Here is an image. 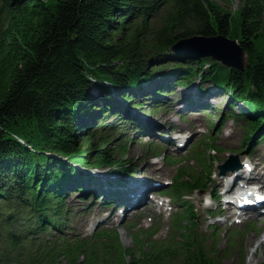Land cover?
Here are the masks:
<instances>
[{
    "label": "trees",
    "instance_id": "trees-1",
    "mask_svg": "<svg viewBox=\"0 0 264 264\" xmlns=\"http://www.w3.org/2000/svg\"><path fill=\"white\" fill-rule=\"evenodd\" d=\"M216 1L0 0V264H224L216 242L207 245L210 236L195 228L185 197L211 190L204 150L196 167L179 166L169 187L181 209L166 240L153 239L157 228L132 233V246L122 245L114 229L66 232L70 191L110 205L119 194L121 179H99L68 162L116 171L120 158L111 142L126 125L142 127L121 109L130 99L135 107L148 97L153 111L167 89L207 79L229 107L244 104L232 111L248 126L243 146L252 150L264 139V0H240L236 35L232 12L216 9ZM218 33L239 41L247 53L243 68L171 50L181 37ZM110 113L121 126L106 122ZM208 139L205 150L218 149ZM131 140H121L117 151ZM229 247L237 249L233 241Z\"/></svg>",
    "mask_w": 264,
    "mask_h": 264
},
{
    "label": "rangeland",
    "instance_id": "rangeland-1",
    "mask_svg": "<svg viewBox=\"0 0 264 264\" xmlns=\"http://www.w3.org/2000/svg\"><path fill=\"white\" fill-rule=\"evenodd\" d=\"M240 6H242V2L240 0H217L214 3V7L219 9L221 12H232L231 33L234 35H236L238 31L239 25L238 13H235V11ZM213 60L220 63L215 59ZM152 84L154 83L152 82ZM199 86H202L204 89L206 88V91L208 92L205 93L200 90L201 93H199ZM213 87L214 86H212L209 80H200L198 77H193L186 86L175 85V87L167 89V100H165L162 107L153 111H150V106L147 105V103L151 102L148 97L146 104L135 107L130 105L133 100H128V102L125 104L129 107V110H124V112H126L129 116V119H127L128 122L135 121L136 124L138 123L141 126H145L150 129L151 125L147 122L153 121V123L160 124L162 126L160 129L165 131H169L168 127L170 124H172L173 127H176L177 131L182 133L181 136L185 137L187 142L181 148H177L176 146L172 147L166 144L170 134L165 133L164 135H161L160 138L144 135L145 137L142 138L141 135H135L136 131H130V126L126 125L124 132L119 130L123 136H118L117 141L111 142V144H113L112 146L116 147V151L114 150L115 157L117 158V156L125 155L127 153L126 155L129 156V159L126 160L127 166L132 164L131 161H135L137 167H139L137 169L139 170H143L142 168L148 164V170H150L148 173L151 176L150 178L161 181L159 187V191H161L162 185H167L171 181V177L177 171L176 164L174 162H169L168 156L173 157L175 160L188 157L189 160V153L185 152L184 150L190 149L192 146L199 144V139L201 140L209 134L214 137L215 143L218 144L219 147L218 150H210L209 152L205 151L209 153L208 159L211 170H216V166L223 162H221V160H225L229 154L233 153L237 154L238 158L241 160H251L254 168L252 169V173L250 175L254 178H257L259 182H264V178H260L261 174L264 172V141L257 144V148L252 154L243 157L247 152L248 144L245 145L246 147L243 146V136L245 135L246 127L241 118L234 120L230 118V116L227 118L226 114L224 116L227 119H222V121H220L217 126L214 125L212 128L215 130L211 129L212 122H215L216 119L218 120L217 116L223 109H231L236 113L243 109L238 104L234 105L233 107H229L226 104V95L224 94V91H219L216 89V92H214V90L209 92V90ZM135 94H138L139 96L140 92ZM185 94L191 96L186 100H194V98H199L198 100L203 101L204 104H210L209 113H211V115L208 116L202 112H195L197 111L195 109L200 107V103H195L196 105L193 104L192 106H189L188 103L182 99ZM138 98L141 100V97ZM186 107H189L190 110L185 111ZM180 108H182V111L184 110L185 116L188 117L186 120H182L179 117V113L181 112ZM112 111H116L115 107L112 108ZM227 111L229 112L230 110ZM118 117L119 115H115L113 113L106 114V122H112L114 124L119 123L120 119H118ZM120 124L121 123L118 125ZM94 126H96L95 121L94 125L92 124L90 126V131L94 129ZM159 127L155 128L156 131H158ZM220 127L221 129L219 131ZM130 138L132 140L128 144V149L125 152H122L124 154L118 152L117 148L121 140ZM155 144H157V147H159L158 151L160 152V155L153 158L151 155H153L155 149L149 150L148 147L156 146ZM68 163L78 167L79 170L85 171L87 173L89 172L88 168L83 167L84 165H78L75 164V162ZM244 169L245 168H241L238 172H242ZM97 171L103 172L104 170L98 169ZM108 178L113 179L115 176H110ZM212 178H214V181H216L217 184V186L215 185L213 188L214 191L221 195L225 185L230 182L231 175L228 176L225 174L219 176L218 174H215L214 177L212 176ZM238 186L239 184L237 183L235 186H233V188H231V190H235ZM156 193L157 192H153V195L149 194L150 201L140 209L128 211V214L124 210L121 213L122 217L117 215L121 212V206L112 209V211H114V215L109 218V211L111 209L104 211L106 208L105 206H102V211L100 210L99 206L95 205V207H93L90 211V217L88 214H80L79 216L76 215L74 218L76 211L75 208H77V205L84 203V200L88 198L85 197L82 201H80L83 197L79 196V193L74 191L69 192L70 195L68 196L69 198L67 199L66 204L72 207L73 211H71L70 218L72 219L77 232L90 234L92 233V229L97 221L106 219L112 222L114 227H117V233L122 245L131 246L134 242L131 232L133 230L137 231L141 227H159L160 231L157 234V238H163L167 233V225H169L168 216L173 209V207H171L173 204L168 198H164L163 200L156 198L152 200V197L154 198ZM188 197L190 202L195 206L194 215H197V225L199 230L202 233H206L207 236L210 235V239L206 240L205 243L207 245H211L216 242V248L219 250V252H222L225 257L223 260L224 264H264V243H261L264 239L263 214L255 213L251 217L246 216L241 222H236L234 221L235 217L233 216V211L225 210L224 204L221 203V200L220 204H217V202L211 201L209 196L203 192ZM96 200L97 199L89 198L90 202H96ZM214 212H221L222 216L211 218L212 213ZM248 221H253L254 227L251 230L244 231ZM132 226H134L133 229H131ZM210 232L212 233L210 234ZM232 241L236 243V250H234V248L228 250Z\"/></svg>",
    "mask_w": 264,
    "mask_h": 264
},
{
    "label": "water",
    "instance_id": "water-1",
    "mask_svg": "<svg viewBox=\"0 0 264 264\" xmlns=\"http://www.w3.org/2000/svg\"><path fill=\"white\" fill-rule=\"evenodd\" d=\"M171 50L175 52L182 50L198 58L211 57L228 67L243 68L246 64L247 53L239 41L220 33L210 36L194 34L181 37L172 44ZM232 160H237V157L230 156L224 164L219 165V172L224 173Z\"/></svg>",
    "mask_w": 264,
    "mask_h": 264
},
{
    "label": "bare ground",
    "instance_id": "bare-ground-1",
    "mask_svg": "<svg viewBox=\"0 0 264 264\" xmlns=\"http://www.w3.org/2000/svg\"><path fill=\"white\" fill-rule=\"evenodd\" d=\"M178 52L189 55V53L183 52L182 50H178ZM140 93H141V91H140ZM145 93L146 92H142L141 98L145 96ZM242 107H244V104ZM121 109H123V110L126 109V111H128L129 107L127 105H121ZM132 112H134V111H132ZM151 134H153V137L155 136L154 131H151ZM126 154L121 155V156H117L118 159L120 158V160L118 162L120 166L113 173V176H115V178H113V179L118 178V179L124 180V183L122 186V190L124 191V196L128 199L129 205L131 206V209L137 210V209H140L141 207L145 206V204L150 201L148 189L151 187H154L156 185V183L153 182V178H150L151 176L148 173V171H150V170H148L149 169L148 164L142 168L143 170L137 169L139 167H137L135 161H131L132 164L131 165L129 164V166H127L126 160L129 159V156ZM131 162H129V163H131ZM94 168H97L99 170H105V166L94 164L90 170L96 175H99L101 173H100V171H97L96 169L93 170ZM260 178H264V172L261 174ZM142 187H143V189H142ZM247 199H251V196L247 197ZM261 243H264V239L262 240Z\"/></svg>",
    "mask_w": 264,
    "mask_h": 264
},
{
    "label": "snow or ice",
    "instance_id": "snow-or-ice-1",
    "mask_svg": "<svg viewBox=\"0 0 264 264\" xmlns=\"http://www.w3.org/2000/svg\"><path fill=\"white\" fill-rule=\"evenodd\" d=\"M262 198H264V197H262Z\"/></svg>",
    "mask_w": 264,
    "mask_h": 264
}]
</instances>
